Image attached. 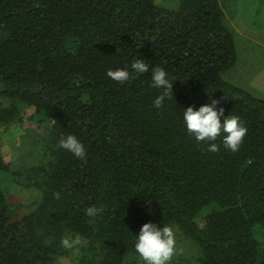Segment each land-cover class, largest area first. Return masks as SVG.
<instances>
[{
    "label": "trees",
    "instance_id": "obj_1",
    "mask_svg": "<svg viewBox=\"0 0 264 264\" xmlns=\"http://www.w3.org/2000/svg\"><path fill=\"white\" fill-rule=\"evenodd\" d=\"M136 59L149 71L124 84L107 77ZM236 62L219 0L177 9L156 0H0V126L24 120L21 104L48 122L36 160L18 159V170L0 142L4 183L20 177L41 192L15 220L18 205L0 181V264H53L74 237L83 240L81 264L139 263L133 239L148 222L178 226L199 245L198 264H264V99L224 79ZM157 66L172 80L161 109ZM212 100L247 128L237 152L220 137L209 152L184 128L182 110ZM69 134L86 159L59 147Z\"/></svg>",
    "mask_w": 264,
    "mask_h": 264
},
{
    "label": "rangeland",
    "instance_id": "obj_2",
    "mask_svg": "<svg viewBox=\"0 0 264 264\" xmlns=\"http://www.w3.org/2000/svg\"><path fill=\"white\" fill-rule=\"evenodd\" d=\"M183 1L156 0L157 4L169 9H177ZM219 2L225 12L226 22L234 31L237 50L235 66L225 71L223 77L252 95L264 99V0H219ZM5 101L6 99L3 100L4 103ZM21 107L24 120L0 126L3 155L6 161L14 164V170L20 168L18 159L28 158L30 163L36 160L41 148L40 138L48 131V122L45 124L39 122L43 119L36 115L34 107L25 104H21ZM20 179L22 178L17 177V181L14 182L10 175L4 183L0 174V181L4 186L6 184L11 202L18 205L14 212L15 220L33 211L41 200V192L20 184ZM203 215L204 213L199 219ZM171 229L174 232L176 246V254L171 264H198V257L201 255L199 245L186 237L178 226L172 225ZM70 241L71 250L68 254L60 256L53 264H81L83 240L74 237ZM134 264H142V261Z\"/></svg>",
    "mask_w": 264,
    "mask_h": 264
},
{
    "label": "clouds",
    "instance_id": "obj_3",
    "mask_svg": "<svg viewBox=\"0 0 264 264\" xmlns=\"http://www.w3.org/2000/svg\"><path fill=\"white\" fill-rule=\"evenodd\" d=\"M150 66L144 59H136L130 68H118L108 70L106 75L111 80L124 84L133 75H142L149 71ZM151 86L160 90V94L153 101L156 109H161L173 99L172 80L162 67L151 69ZM218 101L212 100L196 108L188 106L182 110V123L186 132L195 138L197 142L207 145L209 152L219 151V145L215 143L218 137L222 139L223 147L237 152L247 134V128L235 115H224V109L218 107ZM223 118V119H222ZM59 147L71 153L79 159H86V148L81 140L74 135L62 136ZM57 198L58 194H57ZM86 215L94 218L99 209L95 206L88 207ZM65 248L72 247V242L65 238L61 241ZM134 250L142 264H171L176 254L175 236L169 226H157L155 223H144L133 239Z\"/></svg>",
    "mask_w": 264,
    "mask_h": 264
}]
</instances>
